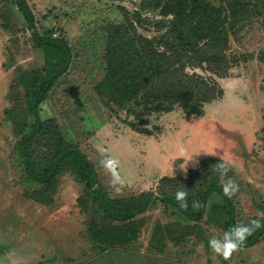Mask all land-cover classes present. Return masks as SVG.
I'll use <instances>...</instances> for the list:
<instances>
[{
  "label": "rangeland",
  "instance_id": "rangeland-1",
  "mask_svg": "<svg viewBox=\"0 0 264 264\" xmlns=\"http://www.w3.org/2000/svg\"><path fill=\"white\" fill-rule=\"evenodd\" d=\"M27 1L39 31L54 30L53 36L66 38L73 50L69 70L41 107L42 117L57 118L66 137L93 161L112 197L159 192L163 176L187 177L201 160L218 156L229 162L233 172L228 177L239 185L232 197L237 223L260 219L258 214L264 212V0H244L251 3L250 16L237 20L231 30L227 54L245 55L248 60L232 64L226 77L196 69L217 78L224 96L207 103L203 115L181 108L154 114L144 122L153 134L133 130L127 119L134 116L116 105L106 107L96 89L105 75V25L132 20L142 0ZM209 1L221 5L228 0ZM144 14L155 17L146 10ZM134 21L142 32L152 34L150 23ZM44 63V50L15 2L0 0V264H264V236L228 261L215 255L208 240L213 235L221 238L227 229L209 216L199 222L203 227L199 235L187 234L182 243L170 237L152 243L157 223H193L162 204L142 215L145 223L128 246L98 254L88 231L92 207L74 172L58 177L51 203L36 200L33 193L40 186L21 162L19 137L4 110L12 104V90L22 91L27 78L43 70ZM192 156L195 162L189 161L184 173L179 166ZM109 157L120 161L119 185L112 184L101 163ZM212 203L224 204L217 194ZM217 213L210 206L208 215Z\"/></svg>",
  "mask_w": 264,
  "mask_h": 264
},
{
  "label": "trees",
  "instance_id": "trees-1",
  "mask_svg": "<svg viewBox=\"0 0 264 264\" xmlns=\"http://www.w3.org/2000/svg\"><path fill=\"white\" fill-rule=\"evenodd\" d=\"M13 1L45 53L43 70L31 74L22 91L12 90V104L4 110L5 119L12 121L19 137L21 162L29 177L40 186L33 193L36 200L51 203L58 177L74 172L84 185L92 207L88 231L98 254L128 246L145 223L142 215L159 204L172 208L193 223H157L152 243H162L167 237L182 243L187 234L199 235L203 231L199 222L205 216L227 230L236 224H245L237 223L234 199L223 194V183L215 165L224 159L218 156L201 160L187 177L163 176L159 192L148 190L132 197H112L93 161L79 144L66 137L57 118H43L41 114L51 90L72 64L69 41L53 36L52 29L40 32L28 1ZM250 9L251 3L244 0H228L221 5L209 0H142L141 9L134 11L132 20L109 22L104 27L105 75L96 86L102 103L110 109L114 105L126 109L129 117L134 116L127 119L128 125L148 134L154 131L144 122L154 114L181 108L192 115H203L207 103L225 94L224 87L213 75L226 77L232 64L248 60L245 55L230 57L227 51L231 30L237 20L250 16ZM145 10L155 17L144 14ZM133 19L142 25L150 23L152 34L142 32ZM197 68L209 70L213 77L203 75ZM232 172L231 169L228 175ZM180 190L188 192L187 210L181 209L175 200V193ZM214 194L221 196L224 204H210ZM194 200L200 204L195 209L191 206ZM210 206L218 212L216 215H208ZM261 223L262 227L242 248L259 243L264 236V220Z\"/></svg>",
  "mask_w": 264,
  "mask_h": 264
},
{
  "label": "clouds",
  "instance_id": "clouds-1",
  "mask_svg": "<svg viewBox=\"0 0 264 264\" xmlns=\"http://www.w3.org/2000/svg\"><path fill=\"white\" fill-rule=\"evenodd\" d=\"M206 153V152H205ZM185 153L182 151L181 156L183 157ZM198 155V154H197ZM214 155V154H212ZM189 161H194V156L189 157L185 163L180 164V169L186 173L188 169ZM105 170L111 175L112 184L119 185L122 183L120 173L118 169L120 168V161L116 158L109 157L101 161ZM215 170L219 173L222 181L224 196L231 199L239 191V185L234 181L233 178L228 177L229 171H231V166L228 161L220 160L218 164L215 165ZM226 178V179H225ZM175 200L179 204L181 209L187 210L189 207L188 203V192L187 191H177L175 193ZM192 208H198L200 206L198 201L192 202ZM260 219H252L247 224H236L232 226L229 230L225 231L221 238L213 235L208 240V247L217 256L221 257L223 260L228 261L231 259L235 252L241 250L247 239L259 228L262 227L261 221L264 220V212L258 214Z\"/></svg>",
  "mask_w": 264,
  "mask_h": 264
}]
</instances>
